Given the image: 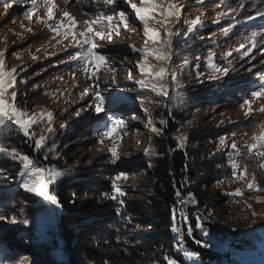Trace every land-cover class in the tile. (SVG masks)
Segmentation results:
<instances>
[{"label": "rangeland", "instance_id": "374dc122", "mask_svg": "<svg viewBox=\"0 0 264 264\" xmlns=\"http://www.w3.org/2000/svg\"><path fill=\"white\" fill-rule=\"evenodd\" d=\"M131 2L139 3L140 0H131ZM156 2L157 4L163 3L165 6L169 3L181 6V24L184 20H191V16L197 15L198 12L204 13V16L211 13V20H209L211 25L204 26L201 31L195 29L194 32L199 33L197 37L192 34L191 45L196 47V45L203 43L205 46L211 47L213 62L216 67L228 68L229 73L226 77L221 75L220 79L209 80V77L215 75V73L206 64L208 51L199 61L200 71L203 73L202 77L196 78V71L193 73L196 61L190 63V67L185 68L184 75L189 76V83L184 91H187L191 98L198 99L199 96L204 95L202 100H207V102L212 103V106L220 105L216 110L207 111L197 117V120H200L198 129L203 130L204 126L207 125L210 134L219 129L221 136L225 137L228 145L231 144L233 138L235 139L239 153H241L245 148L244 145L253 143V136L259 135L264 130L262 128L264 126V111H261L264 108V97L253 99L250 95L255 84L259 83L256 73L264 74V55L262 56L261 50V46L264 45V18L247 20L249 16H255L256 11L264 12V0H156ZM46 3L56 5L53 9V19L49 23L58 21L62 13L66 11L77 21L73 32L83 30L82 25L86 21L95 20L98 17L103 18L105 14L113 16L112 22L119 25L118 34L113 32L111 41H100V46L96 49L98 52L106 53V60L102 66L97 68L94 64L89 65L86 72L82 64L75 66L61 63V61H67L78 49L69 46L70 43H74L70 40V37L69 39L57 37L46 25L40 22L38 17L47 19L44 9ZM194 3L199 4V6L193 5ZM37 4L38 8L29 20L25 19L22 13L30 7V0H24V3H14L12 7L7 9V12H5L4 4L0 0V51L5 53V71L13 68L17 70L18 85L21 88L20 93H22L18 98L22 101L26 94L27 104L23 106L27 107L29 111L36 109L38 110L37 114L42 112L45 115L47 112L53 113L55 123L51 125L53 133L48 134V139L52 140L55 136L59 137L55 141L58 145L56 154L63 163L69 165L68 168L81 171L83 177L93 178L99 183L106 182L98 174H89L88 170L96 166H104L105 162H110L111 154L108 149L115 147L117 155L120 157L118 165L132 170V173L127 174L126 178L118 181L126 192L123 198L139 202L142 199V194L150 189L153 182L148 175V168H142V162L144 163L142 160L149 139L148 131H151L147 127L146 117H148V114L144 112V108L149 109L154 120L159 110H164L167 107L164 97L157 96L146 89H141L133 81L127 79L129 69L132 70L133 80L140 75L135 65L141 57L139 53L133 52L132 46L137 49L144 46L143 26L138 19H134V13L124 5L123 0H113L111 5H106L104 0H68L67 3L66 0H37ZM216 4L218 8L212 12ZM113 8L116 9L115 12L112 11ZM119 11H124L128 16V27L119 22ZM222 12L226 15L220 16L219 14ZM186 14L189 15L188 18ZM64 20L67 25V17ZM217 20H219V23H214ZM105 23H107L106 20ZM186 27L187 25H184L174 37L173 51L178 52V54L173 56V62L170 66L175 64L179 58V47L184 41V39H181V35L183 31H186ZM97 30L98 28H94L93 32ZM201 37L202 40L199 41ZM57 40L61 42L58 44ZM253 40L256 41V48L253 49L252 53L255 60L251 61L254 67L249 71V60L247 57H243V53L246 49L252 47ZM242 44L244 48L240 47ZM229 52L231 55L225 59V53ZM13 53H16V55H12ZM229 60H231V64L228 63ZM113 67L116 69L115 72L110 70ZM92 72H96V77L90 78ZM113 76L115 77L114 83L112 82ZM167 79L170 82L171 78L167 77ZM106 80L107 83H105ZM96 82L100 84L101 89L107 88L109 90L104 93V111L99 116L87 107L91 100L90 96L86 95L83 99H80L81 90L90 85L94 87ZM174 86L170 83V87L173 89L171 95L177 92L176 88H173ZM129 89H135V91H129ZM220 89L224 90L223 93H218ZM119 92H124L128 100L119 102L118 100L122 99V96H116V93ZM138 94L146 98L137 102L128 97L132 95L137 97ZM244 100L251 101V104L242 107ZM81 108L85 110L81 111L80 116L77 118L75 111ZM246 112L248 113L247 117ZM110 118H122L125 124L119 126L112 137L105 138L103 144H101L96 130L105 127ZM195 118L193 117V119ZM98 121L101 122V126L91 131L92 126ZM191 122H194V120H191ZM61 123H64L65 127L62 128ZM74 124L76 125L75 131L69 136L64 134L66 135L64 137L61 132ZM192 128L184 127L183 129L184 132H188ZM233 134H235V137H233ZM58 139L62 140L59 141ZM216 146L221 151L230 150V148L225 149L223 145H220L219 139L216 141ZM193 148L197 149V144ZM239 155L234 153L237 158ZM234 161L238 164V160L236 161L234 158ZM261 161L264 163V159L261 158ZM38 163L42 165L40 161ZM237 180L238 185L242 187L241 189L249 188L250 181L243 178ZM19 182L20 178L15 184L8 185L7 188L15 187ZM107 186L110 187V183ZM207 191L209 195L206 203L213 204L212 213L215 214L220 226L227 230L231 227L239 229L236 224L228 223L223 217L222 202L214 198L215 191L209 189ZM87 198L89 199L88 202H92L90 194H87ZM79 200L83 204L87 202L86 200ZM192 209V207L188 208V216L191 214ZM20 214H17L18 221H21ZM52 224V217L46 218L41 222L40 227H36L38 233L43 236L45 228L50 229ZM248 225L247 222L240 227L246 230L249 229L252 237H256L253 239L257 243L256 246L246 248L242 252H235V250L227 260L235 259L240 264H264V223L259 228H255L251 223ZM11 226L13 225L10 222L8 224L0 222V241L9 236L11 230L6 228ZM179 228L181 227L179 226ZM173 235L177 236L174 233ZM214 237L217 241L214 240ZM177 239L184 242L180 236H177ZM206 240L208 242L210 240L213 244L218 242L222 253L228 249V242L226 243L223 237H218L215 233L207 237ZM3 241L5 243L0 244V251L5 252L4 255L10 261V264H32L36 260V257L32 258L27 255L28 253H26L25 256L27 257L24 260L20 259L19 254L21 253L13 252L7 255L8 251H12L15 240L6 239ZM24 242H21V244L26 246V240ZM175 247L176 242L173 243L171 254L181 264H202L199 258L193 260L184 258L182 253L175 251ZM226 262L223 264H226ZM138 264H166V262L163 255L156 254L144 258Z\"/></svg>", "mask_w": 264, "mask_h": 264}, {"label": "trees", "instance_id": "16d2710c", "mask_svg": "<svg viewBox=\"0 0 264 264\" xmlns=\"http://www.w3.org/2000/svg\"><path fill=\"white\" fill-rule=\"evenodd\" d=\"M193 5L199 6L197 3ZM217 8L216 4L212 12ZM198 14L191 18L200 17L201 26H197L196 30L201 31L204 26L211 25L209 23L211 13L208 16H204V13H200V16ZM186 15L188 18L189 15ZM198 33L194 32L193 34L197 37ZM181 36L184 41L179 47V58L175 64L170 66L178 70L180 85L178 89L176 85L173 87L177 92L170 96L167 107L164 110H159L158 115L154 118L157 127H160L159 120L161 118L168 119V126L163 136H156L148 131L149 139L146 144L148 154L144 155L142 160L144 161L142 168H148V175L153 180L150 189L142 194V199L139 202L123 198L126 208L123 210L122 216H117L115 208L118 205L110 199H105L101 194L111 191L107 185L111 183V178L117 172L130 174L132 173L130 168L105 162L104 166H96L88 170L89 174H98L106 181L99 183L93 178L83 177V173L78 169L68 168L69 165L63 163L60 158L53 160L50 154L47 164H55L61 170H72L71 176L61 178L58 184L51 188L52 194L58 196L62 207L54 212L53 207L41 198L16 187L11 188V194L0 197V204L3 205L0 206V212L9 217L12 214L21 213V221L28 218L33 221L31 227H22L18 221L17 225L6 228L11 232L2 241L15 240L12 251H8L7 255L13 252L21 253L19 254L20 259L24 260L28 253L27 255L32 258L36 257L32 264H138L144 258L156 254H161L163 257L170 255L175 258L171 254V250L173 243L177 241V236H174L170 230L172 226L171 207L175 203L174 188L180 189L185 195L189 192L194 194L198 201L189 215L193 236L197 239L206 240L195 228L196 209H199L204 215H207L209 211L212 213L213 204L206 203L209 195L207 189L215 191L214 198L222 202L223 217L226 221L236 224L239 228L223 229L214 213L210 220L204 222V227L209 230V237L215 233L218 237H223L226 243L228 242V249L224 253L220 251L221 246H216L210 240L211 247L205 249L193 244L186 234L180 236L189 249L200 253L199 259L202 264H223L233 251L242 252L246 248L256 246L257 243L253 240L256 237H252L249 229H242L240 226L248 222L249 225L251 223L255 228H259L264 223V191L258 190L264 188V169L260 168L261 158L246 156V148L239 153L238 158L233 153L235 160H238V172H245L243 179L252 182L251 174L254 173L256 176L257 189H241L238 180L232 178V170L226 155L227 150H218L216 146V141L221 136L219 129L211 134L208 132L207 125L203 130L198 129L200 120H197V117L207 111L216 110L220 105L212 106V103L202 100L203 94L195 99L191 98L187 91H184L189 83V76L184 75L186 69L181 68L183 60L187 59L193 63L199 56L200 61L203 55L211 51L212 48L203 43L196 47L192 46L191 37L186 40L183 34ZM201 40L202 37L199 41ZM199 67L201 69L200 64ZM193 73H195L194 69ZM196 78L198 77L196 76ZM18 80L19 78L16 87L21 90ZM223 91L220 89L218 93H223ZM20 92H18L15 101L17 104H21V100L18 98L22 94ZM116 96H122V99L118 100L119 102L128 100L124 92L116 93ZM128 97L137 102L140 101L133 95ZM144 116L146 117L145 114ZM193 117L196 118L193 119ZM146 118L148 121V117ZM75 126V124L70 125L61 133L69 136L75 131ZM100 126L101 122L98 121L92 126L91 131ZM44 127L45 124L41 122L39 126H34L32 131L41 133ZM184 127L193 128L184 132ZM181 133L187 137L185 149L172 151L177 144L173 137ZM56 138L59 137L55 136L52 140L56 141ZM52 140L48 139L49 147ZM196 144L197 149L193 148ZM0 147L6 148L8 152L16 149L21 155L27 154L33 160L40 161L42 165L45 164L42 159L43 153H35L33 151L34 143L29 144L20 133L19 128L10 123L6 122L5 125H0ZM185 151L187 156L184 154ZM185 166L187 167L185 168ZM21 167L18 159L14 160L7 152L0 153V193L7 192L9 189L7 186L13 185L19 180ZM173 180L176 181L175 185ZM237 189H239L240 195H232ZM87 194L91 195L92 202H88ZM73 199L75 203L71 202ZM79 199L86 200V204L80 202ZM248 205L251 207L249 208ZM17 209L19 210L16 211ZM253 211L257 213L255 217L251 215ZM48 217L53 219L50 228L52 230L48 227L45 228L43 236H41L36 227H40L41 222ZM129 217L132 221L131 224L127 223ZM137 225L139 227H136ZM179 226L182 228V232H186L185 224L178 223L177 227ZM25 240L26 246L21 244ZM2 252L0 251V253Z\"/></svg>", "mask_w": 264, "mask_h": 264}, {"label": "snow or ice", "instance_id": "6c2138e0", "mask_svg": "<svg viewBox=\"0 0 264 264\" xmlns=\"http://www.w3.org/2000/svg\"><path fill=\"white\" fill-rule=\"evenodd\" d=\"M5 8L7 9L12 7L14 3H24V0H2ZM68 0H66V3ZM124 5L129 7L134 13V19H138L140 24L143 26V38L144 46L140 49L132 46L133 52L139 53L141 59L135 65L139 70V77L133 80L131 75V69H129L128 80L133 81L141 89H146L152 93H155L157 96H162L165 98V102L168 101L171 95L170 83L176 85L177 89L179 88L180 81L178 79V70L170 67V64L173 62V56L177 55L178 52L173 51L174 37L179 33L180 29L187 25L186 31H184V38L189 39L197 26L200 25L199 18L184 20L183 24L180 23V13L181 6L175 3H169L165 6L163 3L157 4L156 0H140L139 3H133L131 0H123ZM106 5H111L113 0H104ZM56 7L53 3H46L44 9L46 12L47 19L38 17L40 22L55 34V36L62 39H69L74 41L70 43L69 46L75 47L78 49L74 54L70 56L67 61H61V63H66L68 65H83L85 71L87 72L89 65H95L97 68L102 66L106 60V53L98 52L96 49L100 46V41L107 40L111 41L112 33L119 32V25L113 23L112 15H104L103 18L98 17L95 20L86 21L82 25V29L79 32H73V28L76 26L77 21L69 15L68 12L64 11L61 18L54 23H49L53 19V9ZM38 8L37 0H30V7L22 13L25 19H31L33 12ZM112 11H116L115 8ZM220 16L226 15V13H220ZM119 22L123 23L125 27H128V16L124 11L118 12ZM67 17V25L65 24L64 18ZM257 18H264V12L256 11L255 16H249L248 21L255 20ZM105 20L107 23H105ZM214 23H219V20L214 21ZM94 28H98L97 31L93 32ZM106 29V30H105ZM31 31V30H29ZM99 38V39H97ZM61 41L57 40L59 44ZM244 48L242 44L240 46ZM256 48V41H252V47L244 51L243 57H247L249 60L248 70L254 67L251 63L252 60H255V56L252 55L253 49ZM262 55H264V45L261 46ZM12 55H16L13 53ZM55 55V53H53ZM231 55V53H225V59ZM199 56L196 57V67L195 71L197 77L200 78L203 76V73L200 71L199 67ZM231 64V60L228 61ZM207 67L212 70L215 75L209 77V80H217L221 78V75L227 76L229 73L228 68H217L213 62V53L209 51L206 61ZM190 67V62L187 59H184L181 68ZM111 71L115 72L116 69L110 68ZM259 78V83L255 84V87L251 91L250 95L253 99L257 97H264V74L256 73ZM96 77V72H92L90 78ZM170 77V82L167 79ZM17 70L15 68L5 71V53L0 51V125H5V123H10L15 127H18L20 133L23 137L29 142V144L34 143L33 151L35 153H43L42 159L45 161V164L41 165L37 161L30 158L27 154L21 155L16 149H12L11 152L4 147H0V153H5L11 156L14 160H19L21 168L19 171L20 182L15 185L16 188L23 190L26 193L35 195L41 198L44 202H47L50 206L53 207L55 212L57 209H60V201L56 194H52V186L58 184L61 178L68 177L72 175V170H61L55 164L49 165L46 162L51 158L53 160L59 159V156L56 155L58 145L55 140H52L51 146H48V134L53 133L52 124L55 123L53 119V113L47 112L46 115L40 112L37 114L36 109L29 111L27 107L22 106L27 104L26 94L24 95L21 104L15 103L18 92L21 91L16 87L17 82ZM23 82V78L21 77ZM112 82H115V77H112ZM201 82H203L201 80ZM107 83V80L105 81ZM34 86V85H33ZM258 89V90H257ZM109 91L107 88L101 89V86L98 82L94 84V87L90 85L89 87H84L80 92V99H83L86 95L90 96L91 100L88 104V108L92 109L97 116L104 111L105 105V95L104 93ZM129 91H135V89H129ZM146 97L137 95V100H143ZM251 101L244 100L242 107L244 105H250ZM85 109H77L75 111V116L78 118L81 114V111ZM66 111V109H65ZM264 111V108L261 109ZM144 112L148 114L147 127L150 128L151 133L156 136H163L167 126L168 119L161 118L159 120L160 127L156 126V121L152 119L149 109L144 108ZM248 113L246 112V117ZM43 122L46 127L41 130V133L32 131L34 126H39ZM125 122L122 118H110L108 123L100 130H96V134L99 137V143L103 144L105 138L112 137L113 133L117 131L118 127L124 125ZM61 127H65L64 123H61ZM179 127V125H177ZM264 128V126H262ZM235 137V134H233ZM173 139L177 142L176 148L172 151H180L185 149V144L187 137L185 134L181 133L176 135ZM220 145H223L225 149H229L226 152L228 163L231 167V175L233 179H242L245 175V172H238V164L234 161L233 153L239 154L238 145L233 138L230 145L226 143L225 137L221 136L219 138ZM246 156L249 157H259L264 159V130L261 131L259 135L253 136V143L245 144ZM254 150H257L254 152ZM111 154L110 163L112 165H117L120 161V157L117 155V149L112 147L108 149ZM147 150L145 155H147ZM185 156L187 152L185 151ZM215 155V154H213ZM151 167V164H149ZM187 166H185L186 168ZM247 167V166H245ZM261 169H264V163L260 165ZM127 173L117 172L112 178L110 183V192H103L101 195L105 199H110L114 201L118 207L115 208V213L117 216H122L123 210L126 208V202L123 197L126 195L123 186L118 183L122 178H126ZM256 176L254 173L251 174V181L248 184L249 189H257L258 186L255 183ZM176 181L173 180L175 185ZM259 191H264V188L258 189ZM11 194V187L7 192L0 193V197L7 196ZM234 196H239V189L235 193H232ZM75 196V193H73ZM174 199L175 203L171 207L172 213V226L171 232L176 234L178 237L187 235L189 239L192 240L193 244L199 247L208 249L211 247V244L207 240L197 239L193 236V228L189 221L188 208L198 204L194 194L187 193L183 194L180 189L174 188ZM259 200V197H257ZM75 203L73 199L71 201ZM0 206H3L0 204ZM250 208L251 206L248 205ZM196 215V230L200 231L201 235L205 238L209 237L210 233L208 228L204 227V222L210 220L212 213L209 211L207 215H204L199 209L195 211ZM253 217L257 215L255 211L251 213ZM179 218V220L177 219ZM0 222L8 224L9 222L12 225L18 224L17 215L12 214L10 217L3 212H0ZM128 224H131V218L129 217ZM178 223L186 225V232H182L181 228L177 227ZM20 226L22 227H31L33 221L28 219H23L19 221ZM136 227H139L138 225ZM119 239V237H117ZM5 243L0 241V244ZM175 251L177 253H182L184 258L189 260L197 259L200 256V253L194 250H189L187 245L182 241L177 239ZM164 260L166 264H181L180 261L176 260L170 255H165ZM0 264H10V261L6 259V256L0 253Z\"/></svg>", "mask_w": 264, "mask_h": 264}, {"label": "built area", "instance_id": "2783aa9c", "mask_svg": "<svg viewBox=\"0 0 264 264\" xmlns=\"http://www.w3.org/2000/svg\"><path fill=\"white\" fill-rule=\"evenodd\" d=\"M178 220H179V219H178ZM213 236H214V235H213ZM214 240L217 241L216 237H214ZM215 244H216V246H219V245H218V242H215ZM226 264H240V262H238V261L235 260V259H233V260L229 259V260H227Z\"/></svg>", "mask_w": 264, "mask_h": 264}, {"label": "bare ground", "instance_id": "6f19581e", "mask_svg": "<svg viewBox=\"0 0 264 264\" xmlns=\"http://www.w3.org/2000/svg\"><path fill=\"white\" fill-rule=\"evenodd\" d=\"M263 56V55H262ZM260 57V56H259Z\"/></svg>", "mask_w": 264, "mask_h": 264}, {"label": "water", "instance_id": "95a60500", "mask_svg": "<svg viewBox=\"0 0 264 264\" xmlns=\"http://www.w3.org/2000/svg\"><path fill=\"white\" fill-rule=\"evenodd\" d=\"M189 211H191V210H189Z\"/></svg>", "mask_w": 264, "mask_h": 264}]
</instances>
